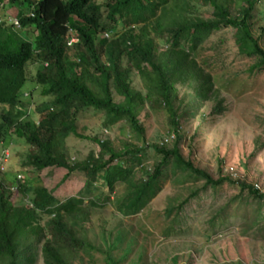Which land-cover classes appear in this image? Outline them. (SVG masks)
Returning a JSON list of instances; mask_svg holds the SVG:
<instances>
[{
	"label": "trees",
	"instance_id": "1",
	"mask_svg": "<svg viewBox=\"0 0 264 264\" xmlns=\"http://www.w3.org/2000/svg\"><path fill=\"white\" fill-rule=\"evenodd\" d=\"M261 1L264 0H110L100 4L96 0H0V104L8 108L1 117L0 138L5 144L10 142L8 133L12 131L27 147H33L26 160L38 171L61 168L86 172L90 177L86 190L94 196L86 205L85 193L60 200L38 178H24L14 194L8 191L6 182H0V264H27L25 251L28 263H35L37 257L32 252L37 241L44 242L45 264H75L81 259L79 250L93 248L88 242L91 231L87 224L101 197L114 194L121 182L126 193L117 206L119 214L138 215L160 192V176L167 167L202 181V191L225 182L236 185L240 193L232 203L237 204L239 213L244 210L241 207L250 204L243 198L244 192L254 196L256 204L264 200L262 189L228 177L214 179L196 168L183 157L178 137L172 148L154 146L161 156L154 171L143 166L141 149L121 151L109 141L96 139L100 153L73 166L63 151L66 137L77 135L78 117L84 111L103 114L105 128L124 121L137 135L143 134L140 116L147 104L153 110L167 108L174 131L170 133L174 135L180 131L182 117H197L212 97L216 102L213 113L223 114V103L218 100L223 87H216L214 71L209 70L220 60L216 55L205 57L202 46L214 33L232 29L236 35L234 51L252 60L246 76L261 73L264 26L258 28L259 35L253 29L254 11ZM12 8L18 9V15L9 19L7 11ZM193 8L198 14L209 11L210 16H193ZM16 20L17 27L13 24ZM105 31L113 32L117 39H104L100 34ZM73 38L79 43L70 47L67 42ZM158 40L167 45L165 50L160 49ZM32 61L42 65L29 77L27 66ZM133 71L141 78L143 93L133 87ZM89 72L93 75L86 78ZM29 80L41 88L42 100H49L44 102L47 106L38 123L30 119L25 106L34 99V91L26 98L20 94ZM94 83L99 85L95 92L91 89ZM180 85H187L191 91L186 96L184 113L174 107L176 87ZM113 92L123 99L121 103L114 101ZM137 167L145 174L140 180L132 177ZM20 174L24 176H4L12 186ZM97 184L104 185L109 195L104 190L98 193ZM199 191H194L192 197ZM28 198L30 203H24ZM182 207L173 224L184 228V220L179 217ZM43 216L50 217L45 227L40 224ZM172 228H168L167 235ZM129 232L125 233L127 238ZM120 234L124 233L115 236V243L104 244L105 250L99 247L95 251L105 255L107 264L123 263L130 250L117 245ZM101 235L111 237L114 231ZM130 242L132 252V236ZM116 252H122L120 259L114 255Z\"/></svg>",
	"mask_w": 264,
	"mask_h": 264
},
{
	"label": "rangeland",
	"instance_id": "2",
	"mask_svg": "<svg viewBox=\"0 0 264 264\" xmlns=\"http://www.w3.org/2000/svg\"><path fill=\"white\" fill-rule=\"evenodd\" d=\"M96 1L102 4L110 0ZM205 11L198 14L193 8L192 15L209 17L210 12ZM17 15L16 8L7 11L8 18H15ZM255 17L256 25H253V29L259 35L258 28L264 26V1L257 4L253 19ZM235 39L236 35L232 29H222L214 33L201 50L204 51L205 57L216 55L220 60L209 70L214 71L216 87H223L218 99L223 103V114L213 113L216 102L212 97L204 103L197 117H182L179 121L180 131L173 136L170 133L173 129L169 112L164 107L153 110L146 105L140 116L142 135L131 131L124 121L112 128H105L106 119L103 114L84 111L78 117L77 135H69L64 140L63 151L69 157L70 164H81L91 159V154L98 155L100 148L95 140L99 139L109 141L113 148L121 151L141 149L143 166L147 171H154L156 165L161 162V156L154 146H162L163 141L168 139L169 143L164 146L172 148L178 137L177 142L179 141L183 157L191 160L196 168L205 170L214 179L221 176L228 177L233 182H246L256 186L258 190L262 189L260 194H264V70L257 76H246L252 66V60L236 54ZM262 41L264 42V33ZM158 43L161 50L166 49L167 45L163 41L158 40ZM200 59L204 58L200 56ZM124 63L125 66L128 65L126 59ZM41 65L39 61L28 64L29 77L32 72H37ZM91 75L93 74L89 72L85 77ZM131 78L133 87L143 93V84L136 71H133ZM176 88L178 91L174 107L184 113L186 96L191 91L187 85ZM91 89L95 92L99 85L94 83ZM111 90L113 91V88ZM31 91H34V99L25 106L30 119L38 123L42 119L44 107L47 106L44 102L49 100H42L41 88L30 80L20 94L30 95ZM113 98L116 103L123 100L114 92ZM7 113L8 108L0 105V121L2 115ZM8 137L12 139L6 144H3V139L0 138L2 173H22L23 180L41 179V184L60 200L81 197V194L85 193L84 199L86 205H89L88 202L94 196L86 190V182L90 181L86 172L73 173L61 168L38 171L29 166L26 160L34 148L27 147L25 141L17 138L12 131L8 133ZM3 151L10 154L7 160L2 154ZM229 168L237 170V179L234 180L229 175ZM132 175L136 180L145 176L140 167L134 169ZM10 181L12 182L11 179ZM160 186V192L149 205L142 209L140 214L130 217L121 216L117 208L126 193L124 184L117 183L114 194L101 197L98 206L93 207L90 225L87 224L91 231L88 242L93 248L86 252L79 250L81 259L75 264H106L105 255L95 251L104 247V244L115 243V236L119 233L124 234H120L121 241L117 243L118 246L131 241V236L134 238L129 262L125 264H264V200L256 204L255 197H251L247 191L244 192L243 198L249 199L250 204L246 208L241 207L244 209L243 214L239 213L237 204L232 203L240 193L236 185L225 182L215 189L208 187L202 191V181L193 179L181 170L175 171L172 167L162 171ZM96 187L99 189L98 193L104 190V194L109 195L104 185L97 184ZM197 190H200L199 194L192 197V193ZM95 193L97 194L96 191ZM24 203L29 204L30 199H26ZM229 203L232 204L229 206ZM180 206H183V213L179 217L184 220V228L173 224L180 213ZM227 207L229 208L226 209ZM169 211L172 213L169 214ZM48 219L43 216L42 226ZM169 227L173 228L167 235ZM109 230L114 231L113 236L101 235ZM128 232L127 238L125 233ZM36 257V262L32 264H45L41 247L37 249ZM24 258L29 264L27 251Z\"/></svg>",
	"mask_w": 264,
	"mask_h": 264
},
{
	"label": "clouds",
	"instance_id": "3",
	"mask_svg": "<svg viewBox=\"0 0 264 264\" xmlns=\"http://www.w3.org/2000/svg\"><path fill=\"white\" fill-rule=\"evenodd\" d=\"M0 21H2L1 18H0ZM17 22H18V21L16 20V21H14V23H13L15 27H17V25H16ZM100 36L103 37L104 39L110 41V42H112V41H114V40L117 39V37L115 36V34H114L113 32H110V31H105V32L101 33ZM78 43H79V40H78V39H75V38H73V39H71V40H69V41L67 42L68 46H70V47L73 46V45H75V44H78ZM45 66H47V64H45ZM26 95H28V94L23 95V96H25L24 98H26ZM0 105H1V104H0ZM2 106H3V105H2ZM4 107H6V106H4ZM32 121H33V120H32ZM39 122H40V121H39ZM35 123H36V122H35ZM172 135H173V134H172ZM173 136H174V135H173ZM17 138H18V137H17ZM166 140H168V139H165V140L163 141L162 146L167 145V144L169 143V141L166 143V142H165ZM3 144H5V143H3ZM2 154L4 155V157H5L6 155H7V157L10 156V154H9L8 151H3ZM4 174H6V173H2V171H1V169H0V182H2V183L6 182L5 184H6V187H7L8 191H10L11 193L14 194L16 191H18V189H19V185H20L21 183H23V179H22L23 175H17V182H16V184L11 186V184L7 181V179H6V177L4 176ZM21 180H22V181H21ZM49 219H50V217H49ZM49 219H48V221H49ZM41 220H42V218H41ZM41 220H40V224H41ZM41 225H42V224H41ZM43 227H45V226H43ZM110 231H111V230H110ZM130 243H131V242L128 241L126 244H124V247H126V249H130V250L127 252L126 259H125L124 262L121 263V264H125L126 262H129V261H128V258H129L130 254H131ZM43 245H44V242H43V241H40V242L37 241V242H35V243H34V250H33L32 253L36 255V251H37V249H38L39 247H41V253H42V257H43V251H42ZM103 248H104V250H105V246H104ZM114 255L116 256L117 259H120V258H121V255H122V252H116V253H114ZM43 260H44V258H43ZM106 264H107V263H106Z\"/></svg>",
	"mask_w": 264,
	"mask_h": 264
},
{
	"label": "built area",
	"instance_id": "4",
	"mask_svg": "<svg viewBox=\"0 0 264 264\" xmlns=\"http://www.w3.org/2000/svg\"><path fill=\"white\" fill-rule=\"evenodd\" d=\"M165 142L167 143L168 140H166ZM4 158L7 160V155ZM228 173L234 180L238 178L237 170H235L234 168H229V172ZM257 188H259V187H257ZM259 190H261V189H259Z\"/></svg>",
	"mask_w": 264,
	"mask_h": 264
}]
</instances>
